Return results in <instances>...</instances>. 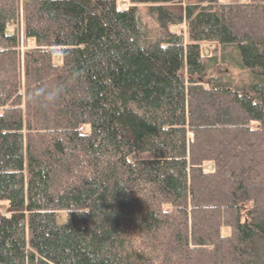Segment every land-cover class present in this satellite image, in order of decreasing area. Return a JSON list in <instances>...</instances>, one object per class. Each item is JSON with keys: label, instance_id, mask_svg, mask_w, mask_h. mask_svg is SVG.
<instances>
[{"label": "trees", "instance_id": "trees-1", "mask_svg": "<svg viewBox=\"0 0 264 264\" xmlns=\"http://www.w3.org/2000/svg\"><path fill=\"white\" fill-rule=\"evenodd\" d=\"M120 1L0 0V264H264V0Z\"/></svg>", "mask_w": 264, "mask_h": 264}, {"label": "rangeland", "instance_id": "rangeland-1", "mask_svg": "<svg viewBox=\"0 0 264 264\" xmlns=\"http://www.w3.org/2000/svg\"><path fill=\"white\" fill-rule=\"evenodd\" d=\"M188 0H184L181 3H172V2H166L165 5L168 6L170 9L175 10L179 13H184V6L185 3ZM120 4L122 6H126L128 4V2L126 0H122L120 1ZM148 4H141V6L144 8V10H146V6ZM12 27V25H9V29ZM172 30L176 31V32H180V33H184L183 34V38L187 37V26L185 23L182 24H174L171 26ZM205 53H209V48L208 46H205ZM229 66V72H230V76L232 77V79L234 80V84L237 86H243L246 83L252 82V81H256L258 80L256 77V74L250 70V68H248L245 65L241 64V60L239 59V57L237 55H235L233 57L232 60H229V63H226ZM222 69H227V67L225 66V64L220 66ZM208 167H212V164L209 163ZM65 215L63 214L62 217H64Z\"/></svg>", "mask_w": 264, "mask_h": 264}, {"label": "clouds", "instance_id": "clouds-1", "mask_svg": "<svg viewBox=\"0 0 264 264\" xmlns=\"http://www.w3.org/2000/svg\"><path fill=\"white\" fill-rule=\"evenodd\" d=\"M59 94H60L59 88L52 90H46L40 88V89H36L32 95L34 98H42L46 102H54L56 98L59 96Z\"/></svg>", "mask_w": 264, "mask_h": 264}, {"label": "water", "instance_id": "water-1", "mask_svg": "<svg viewBox=\"0 0 264 264\" xmlns=\"http://www.w3.org/2000/svg\"><path fill=\"white\" fill-rule=\"evenodd\" d=\"M181 40L183 41V36H181Z\"/></svg>", "mask_w": 264, "mask_h": 264}]
</instances>
